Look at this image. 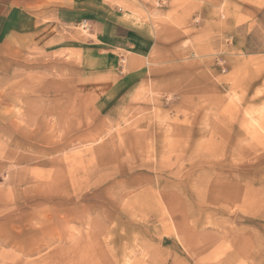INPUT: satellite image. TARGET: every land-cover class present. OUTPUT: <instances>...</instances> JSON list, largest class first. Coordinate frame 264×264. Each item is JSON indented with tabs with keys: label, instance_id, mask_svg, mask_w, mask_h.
<instances>
[{
	"label": "rangeland",
	"instance_id": "obj_1",
	"mask_svg": "<svg viewBox=\"0 0 264 264\" xmlns=\"http://www.w3.org/2000/svg\"><path fill=\"white\" fill-rule=\"evenodd\" d=\"M69 1L0 43V264H264V0Z\"/></svg>",
	"mask_w": 264,
	"mask_h": 264
},
{
	"label": "crops",
	"instance_id": "obj_2",
	"mask_svg": "<svg viewBox=\"0 0 264 264\" xmlns=\"http://www.w3.org/2000/svg\"><path fill=\"white\" fill-rule=\"evenodd\" d=\"M46 3L47 0H0V43L5 38L39 34L48 28V23L39 22L49 18V12L41 7ZM64 7L68 11L61 13L62 19H84L99 33L103 30L108 32V37L127 38L132 35L131 26L123 20L120 10L105 0H70ZM56 15L60 19V11ZM40 36L43 37V33Z\"/></svg>",
	"mask_w": 264,
	"mask_h": 264
}]
</instances>
